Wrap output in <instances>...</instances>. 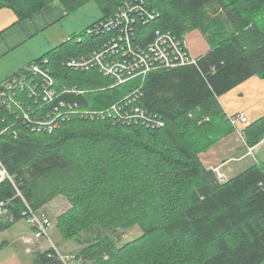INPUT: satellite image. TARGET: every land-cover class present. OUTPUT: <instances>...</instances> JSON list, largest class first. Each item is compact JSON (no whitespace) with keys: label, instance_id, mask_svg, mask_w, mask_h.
<instances>
[{"label":"trees","instance_id":"1","mask_svg":"<svg viewBox=\"0 0 264 264\" xmlns=\"http://www.w3.org/2000/svg\"><path fill=\"white\" fill-rule=\"evenodd\" d=\"M54 1L0 0V9L24 21ZM58 1L72 13L91 0ZM93 1L104 15L92 28L135 0ZM142 1L157 18L136 23L140 29L180 39L199 32L209 45L197 65L146 77L136 106L159 116L165 127L73 115L54 133H39L18 122L14 109L0 106V159L34 210L59 194L70 201L57 229L83 246L74 255L83 264H263L264 162L222 183L200 155L235 130L219 97L254 76L264 79V0ZM82 35L35 62L48 58L58 83L65 79L68 87L88 92L63 100L104 111L143 82L111 88L113 80L98 70L68 71L66 60L87 56L110 38L87 35L84 41ZM245 138L250 147L261 142L264 118L246 128ZM1 201L12 220L0 219V232L23 220L25 211L9 181L0 184ZM136 225L142 236L121 248L105 232ZM6 245L0 242V250ZM58 252H37L34 264H63Z\"/></svg>","mask_w":264,"mask_h":264},{"label":"built area","instance_id":"2","mask_svg":"<svg viewBox=\"0 0 264 264\" xmlns=\"http://www.w3.org/2000/svg\"><path fill=\"white\" fill-rule=\"evenodd\" d=\"M156 18V14L149 10L142 0L128 3L115 15L87 31L88 36L108 34L110 35L108 40L89 55L71 58L64 65L70 72L98 70L105 77L113 80L114 85L111 88L125 85L136 78L145 79L155 71L197 65L199 59L189 52L188 42L181 40L170 31L146 30L149 36L153 37V41L150 45L143 46L141 43L143 33L135 31V28H141L136 23L149 24ZM49 64L48 58L40 62L34 61L25 71L8 78L0 85V106L8 112L14 109L17 114V111H20V115L16 116L17 121L24 125L27 123L32 131L52 134L60 127L59 123L69 120L73 115H80L85 119H99L102 116L103 119H113L115 123L138 124L150 130L165 127L164 120L159 116L136 106L143 95L142 87L135 89L131 95L104 111L86 110L80 108L76 102L63 100V97L70 94L85 95L88 92L78 87H68L65 79H63L64 83H58ZM17 91L22 93V97L17 95ZM228 120L247 143L245 131L240 128V124L248 122L247 116L243 113L229 115ZM259 144L264 145V138ZM248 148L249 153L253 154V147L248 146ZM213 171L220 182L225 183L228 180V177L220 174L217 168ZM7 181L13 183L17 195L25 203L24 219H27L33 229V237L26 238L27 242L50 241L53 228L51 218L31 207L15 184L14 177L0 159V184ZM9 215L11 212L8 203L1 201L0 217ZM59 257L63 264H83L76 256H64L59 253Z\"/></svg>","mask_w":264,"mask_h":264},{"label":"crops","instance_id":"3","mask_svg":"<svg viewBox=\"0 0 264 264\" xmlns=\"http://www.w3.org/2000/svg\"><path fill=\"white\" fill-rule=\"evenodd\" d=\"M68 14L58 0L24 21H19L11 9H0V83L22 73L32 62L79 34L70 35L67 26L62 24ZM218 100L227 119L229 115L240 113L247 116L248 122L240 124V128L245 131L249 125L264 118V79L254 76ZM234 129L233 133L200 155L209 170L223 166L228 179L264 162V145L257 144L253 147V154H250L247 143ZM11 220L9 215L3 222Z\"/></svg>","mask_w":264,"mask_h":264},{"label":"rangeland","instance_id":"4","mask_svg":"<svg viewBox=\"0 0 264 264\" xmlns=\"http://www.w3.org/2000/svg\"><path fill=\"white\" fill-rule=\"evenodd\" d=\"M103 15L104 14L101 8L95 1L91 0L76 11L65 16V21L62 22V24L67 26L70 35L73 33H83L81 37L84 41H87L88 37L84 32L93 24L101 20ZM149 32H151V30H149ZM69 40L70 39L65 41V43ZM181 40L188 42L189 52L196 58H199L202 54L209 51L208 43L199 32H193L185 35ZM73 42L77 44L78 40L75 39ZM145 80L146 78L144 80L142 79L143 84L141 86H136L134 90L140 87L143 89ZM17 115H20V111H17ZM233 127L236 128L234 125ZM217 169L220 174L227 176L223 166L219 168L217 167ZM71 207L70 201L64 195L59 194L50 201H47L46 204L38 211L45 213L53 222L50 241L32 240L31 243H28V239L26 238L33 237V229L27 219L20 220L11 227L1 231L0 242H6L7 245L5 248L0 250V264H34V258L37 252H42L51 248H56L59 253L64 256L77 255L79 251L82 250L83 246H80L78 241L66 240L57 229L58 218L71 209ZM0 219L5 220V217H0ZM105 232L108 237L114 241L118 248L136 240L143 234L139 225L129 228H118L116 231L108 230ZM87 236L88 235L82 233L81 241L84 242Z\"/></svg>","mask_w":264,"mask_h":264},{"label":"bare ground","instance_id":"5","mask_svg":"<svg viewBox=\"0 0 264 264\" xmlns=\"http://www.w3.org/2000/svg\"><path fill=\"white\" fill-rule=\"evenodd\" d=\"M135 31H138L139 33H143L142 34V38H141V43L143 44V46H147V45H150V43L153 41V37H151V36H149V34H148V32L146 31V29L145 30H142V29H140V28H135ZM143 31H145V32H143ZM162 31H164V30H162ZM166 32V31H165ZM144 34H146V35H144ZM117 35V34H116ZM100 37V36H99ZM157 37H158V35H157ZM112 39H113V37H112ZM95 51V50H94ZM93 51V52H94ZM92 53V52H91ZM73 58H79V57H73ZM71 59V58H70ZM69 60V59H68ZM68 60H66L64 63H66ZM79 60H82V59H79ZM64 63H63V65H64ZM64 67H66L65 65H64ZM67 68V67H66ZM68 69V68H67ZM137 79V78H136ZM144 80V79H143ZM132 80H130V81H128L127 83H129V82H131ZM126 83V84H127ZM19 91H17V93H18ZM21 93V92H20ZM132 94V93H131ZM131 94H129V95H131ZM18 95V94H17ZM128 95V96H129ZM19 96V95H18ZM127 96V97H128ZM126 98V97H125ZM124 98V99H125ZM10 112H12V111H10ZM13 112H15L14 110H13ZM15 114H16V112H15ZM41 115H42V113H41ZM16 116H17V114H16ZM100 117H102V116H100ZM17 118V117H16ZM27 124V123H26Z\"/></svg>","mask_w":264,"mask_h":264}]
</instances>
